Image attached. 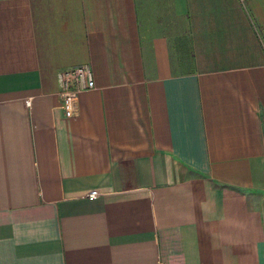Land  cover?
I'll return each mask as SVG.
<instances>
[{
  "label": "crops",
  "instance_id": "0c3cea01",
  "mask_svg": "<svg viewBox=\"0 0 264 264\" xmlns=\"http://www.w3.org/2000/svg\"><path fill=\"white\" fill-rule=\"evenodd\" d=\"M263 205L264 0H0V264H264Z\"/></svg>",
  "mask_w": 264,
  "mask_h": 264
},
{
  "label": "built area",
  "instance_id": "2783aa9c",
  "mask_svg": "<svg viewBox=\"0 0 264 264\" xmlns=\"http://www.w3.org/2000/svg\"><path fill=\"white\" fill-rule=\"evenodd\" d=\"M59 85L58 97L61 101V108L63 109L67 118H74L76 116V102L78 97L87 91L95 88V81L93 72L89 65H80L66 71H62L57 76ZM30 101L27 105L30 106ZM99 193L93 191L89 194L90 200H95ZM262 228L264 231V205H263V219Z\"/></svg>",
  "mask_w": 264,
  "mask_h": 264
}]
</instances>
